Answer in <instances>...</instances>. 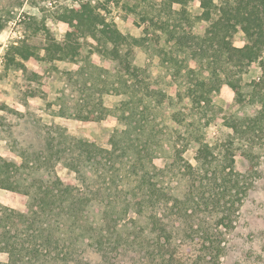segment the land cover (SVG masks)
Listing matches in <instances>:
<instances>
[{"label": "trees", "instance_id": "1", "mask_svg": "<svg viewBox=\"0 0 264 264\" xmlns=\"http://www.w3.org/2000/svg\"><path fill=\"white\" fill-rule=\"evenodd\" d=\"M189 1L141 0L134 13L162 40L159 57L183 76L184 98L190 106L209 103L211 95L227 85L234 94L229 111L242 103L258 105L259 110L252 117L234 118L225 125L238 136L264 131V0H220L219 4L197 0L198 15L189 12ZM57 19L67 25L65 36L61 42L48 36L44 55L38 58L42 68L29 72L31 81L37 82L41 70H53V64L61 61L78 66L60 72L68 85L92 84L90 76L85 77L97 74V86L91 85L95 91L85 89L89 93L80 100L83 107L76 115L93 121L113 115L125 129L110 137L106 149L58 126L45 125L41 150L19 152L20 162L0 156V189L28 198L24 213L0 205V253L7 255V261L0 264H220L221 242L214 233L198 229L193 219L201 211L215 217L218 228L232 226L248 189L245 179L234 171L233 158L223 156L214 164L217 158L208 144L194 140L197 166L193 167L182 158L188 142L170 140L171 162L159 172L171 173L174 167L187 178L181 197L172 196L158 181L152 163L151 153L158 149L156 136L144 133L166 96L161 86L151 81L144 69L132 66L127 57L134 53L138 40L122 34L101 14L99 6L87 0H75ZM238 32L246 39L242 47L233 44ZM87 38L109 44L110 55L122 72L113 74L93 65V44ZM121 47L126 49L124 57ZM36 55L31 47L21 44L13 47L8 64L25 75L28 70L23 62ZM254 62L260 64L261 77L244 96L240 91L242 76ZM78 75L83 80L73 79ZM110 93L123 97L112 109L102 102L103 95ZM58 101L61 110L68 111L63 99ZM67 115L73 114L62 117ZM170 119L179 126L185 123L180 112H172ZM57 164L74 173L80 186L61 180L54 170ZM84 168L92 171L94 181L83 173ZM93 205L100 211L102 224L98 226L90 223ZM130 213L145 216L144 226L134 227L132 232L114 228L113 233V228L105 226L106 222L117 225L128 220ZM172 220L186 222L177 242L169 230ZM93 255L98 260L93 262Z\"/></svg>", "mask_w": 264, "mask_h": 264}, {"label": "rangeland", "instance_id": "2", "mask_svg": "<svg viewBox=\"0 0 264 264\" xmlns=\"http://www.w3.org/2000/svg\"><path fill=\"white\" fill-rule=\"evenodd\" d=\"M92 5L99 6V11L108 21L115 23L117 29L124 35L138 40L133 46L134 53L127 57L132 66L142 68L150 80L157 82L165 93L164 103L155 111L156 118L152 119L145 128V136L150 132L156 136L158 149L151 153L152 163L156 166L158 181L172 196L181 197L187 185V178L173 167V172H159L165 164H170V140L179 144L188 142L182 158L191 166L196 167L194 140H202L211 148L217 161L223 156L232 157L234 171L242 176L248 189L234 215L232 226L228 229L215 226V217L204 212H198L194 223L198 229H205L215 234L221 242L222 255L220 264H264V131H249L238 136L225 125L228 120L242 119L254 116L259 106L247 103L239 105L234 112L229 111L234 94L227 85H221L219 90L211 95L210 102L201 103L199 107L190 106L184 98L183 76L175 74L172 66L161 61L159 57L162 40L159 41L151 28L142 24L135 15V9L141 0H87ZM219 4L220 0H212ZM75 0H0V156L20 162L19 152L24 150H41L46 137L43 126H58L68 134L89 142L101 148L109 149L108 141L116 132L125 129L124 124L113 115H108L100 121L79 118L77 112L83 107V98L95 89L93 84L99 81L97 74H87L92 84L68 85L66 76L60 74L65 70L78 67L65 61L55 62L53 70H41L42 77L36 82L31 81L29 72L42 68L38 58L44 55L43 48L48 36H53L57 42L64 38L67 25L57 17L65 9L71 8ZM189 12L198 15L201 12L197 0L187 4ZM92 45L90 61L93 65L108 69L113 74L121 71L117 60L110 55L111 46L103 42L96 43L87 38ZM246 39L241 32L233 37V44L242 47ZM26 44L36 52L23 62L28 72L25 75L8 64L13 54V47ZM125 56L126 49L119 48ZM123 56V57H124ZM182 59V55L176 56ZM261 68L259 62L252 63L242 76L240 91L244 96L250 94L253 82H259ZM78 81L80 75L73 79ZM89 81V82H90ZM91 85L93 87H91ZM97 86V85H96ZM64 95H61V92ZM80 91H83L81 93ZM63 99L64 108L57 105L58 99ZM123 99L115 94H104L102 102L106 108L112 109ZM73 114L62 117V114ZM172 112H180L185 123L182 126L174 124L170 119ZM146 116H149L148 114ZM149 118V117H148ZM187 128V132L184 130ZM189 134V135H188ZM178 136L188 137L183 140ZM217 166V165H216ZM158 169V170H157ZM216 171H219L217 166ZM55 172L67 184L80 186L76 175L68 171L62 164L55 166ZM90 182L95 180L92 171L83 169ZM195 180L199 184V175ZM205 182V181H204ZM207 182L203 183L204 185ZM28 198L23 194L0 189V205L7 206L19 212H26ZM90 223L100 225V211L97 205L90 208ZM135 218V219H134ZM128 220L115 225L106 222L105 226L112 229L132 232L134 227L144 226L145 216L139 217L130 213ZM130 220H135V224ZM192 223V222H191ZM127 226H126V225ZM169 230L175 241L181 239L186 222L172 220ZM116 226V227H115ZM91 260H98L93 255ZM7 261V255L0 253V263Z\"/></svg>", "mask_w": 264, "mask_h": 264}]
</instances>
